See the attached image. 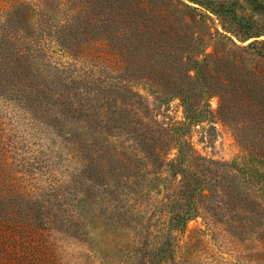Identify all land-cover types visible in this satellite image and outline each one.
Here are the masks:
<instances>
[{
    "label": "rangeland",
    "instance_id": "obj_1",
    "mask_svg": "<svg viewBox=\"0 0 264 264\" xmlns=\"http://www.w3.org/2000/svg\"><path fill=\"white\" fill-rule=\"evenodd\" d=\"M3 58L0 264H264V0H0ZM183 96L206 197L167 165Z\"/></svg>",
    "mask_w": 264,
    "mask_h": 264
},
{
    "label": "trees",
    "instance_id": "obj_2",
    "mask_svg": "<svg viewBox=\"0 0 264 264\" xmlns=\"http://www.w3.org/2000/svg\"><path fill=\"white\" fill-rule=\"evenodd\" d=\"M13 50L14 49H12L10 52H12ZM36 50H41V49H26L24 51L18 50L17 55L19 57L16 60L14 61L11 59L5 60L4 58H3L4 61L0 60V63H3L4 65L3 69H0V77L2 78L0 81V86L3 85V81L6 82L5 76L3 75V73H5L4 71H6L9 67L10 68L12 67V61L16 65L17 63L21 62L23 55H25L24 57L26 58L25 61H27V67L28 65L31 66V63L28 59L31 56L38 55ZM196 66L197 67L193 69L195 71L194 77L191 76L188 72L187 78L191 82H195L196 84H198L200 90L201 91L203 90L209 96L212 92V88L215 87V85L214 84L212 85L211 83L209 84L213 76L212 74H210L209 61L207 60V57L204 60H201L200 62H196ZM16 78L19 79L17 75H14V79ZM25 84L26 83H18L20 87H22ZM217 84L219 88L224 90V91H221L222 93H217V94H219L220 97L224 96V99H225V97H227L225 96V94L226 95L229 94L228 91H230V83L228 81L222 80L221 77H217ZM40 91L42 90L41 89L33 90L32 88L28 86L23 87L21 94L24 98H22V100H24L26 104L31 101H38L39 97L38 95H35V94ZM189 91L190 90H188L187 92ZM130 92H133L135 95H138V92H136L133 87H131ZM182 102H183L184 110H185V121L183 123H178V124L176 123L171 127V132L177 141L178 153L176 155V158L174 160L169 161L167 165L173 170V174L176 177L177 176L181 177L180 185L184 189L186 188V191H188V195L190 197L193 196L198 191L199 192L201 191L200 192L201 196L206 197V194L202 195V191L205 190V186H204L205 181L201 177H199L196 173L186 168L185 162L189 158V155L186 154L184 150L186 143H188L185 139V136L188 133V129H190L194 124L201 122L200 112H202L203 110L206 111V104L203 103V101H199V104L194 105L189 96H183ZM198 108L200 109V112L197 111ZM189 149L191 148L189 147ZM198 183L199 184L201 183L203 187L194 186V184L196 185ZM170 203L171 202H169L168 205L166 206H169ZM169 214L170 215L168 218L167 230L163 233L165 237L171 236L172 231L178 230V228L184 225V223H186L189 219L187 215L188 213H184L182 210L178 211L174 209L173 211L169 212ZM158 251H161V250H158ZM167 258L168 257H165L166 261H167Z\"/></svg>",
    "mask_w": 264,
    "mask_h": 264
}]
</instances>
